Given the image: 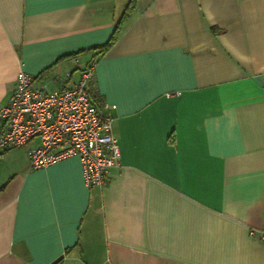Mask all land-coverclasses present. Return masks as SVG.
Listing matches in <instances>:
<instances>
[{
	"label": "crops",
	"instance_id": "1",
	"mask_svg": "<svg viewBox=\"0 0 264 264\" xmlns=\"http://www.w3.org/2000/svg\"><path fill=\"white\" fill-rule=\"evenodd\" d=\"M128 2L0 0V106L93 60L120 148L93 188L77 156L5 151L0 264H264V0H135L93 49Z\"/></svg>",
	"mask_w": 264,
	"mask_h": 264
},
{
	"label": "built area",
	"instance_id": "2",
	"mask_svg": "<svg viewBox=\"0 0 264 264\" xmlns=\"http://www.w3.org/2000/svg\"><path fill=\"white\" fill-rule=\"evenodd\" d=\"M94 66L90 61L64 90L46 91L20 72L9 100L0 106V156L36 140L27 150L30 168L77 156L85 184L103 186L109 169L120 163V148L106 113L111 105L93 97Z\"/></svg>",
	"mask_w": 264,
	"mask_h": 264
},
{
	"label": "trees",
	"instance_id": "3",
	"mask_svg": "<svg viewBox=\"0 0 264 264\" xmlns=\"http://www.w3.org/2000/svg\"><path fill=\"white\" fill-rule=\"evenodd\" d=\"M135 0H129L128 5L126 6L120 20L116 23L113 33L111 34L110 38L103 44L98 45L96 47H94L93 49H98L99 52H103L105 50H107L117 39L123 24L128 20V18L130 17V15L132 14V10H133V4H134ZM78 53H75L71 56H76ZM96 96H98L97 94H95L93 97L96 98ZM59 262L56 261L53 264H57Z\"/></svg>",
	"mask_w": 264,
	"mask_h": 264
}]
</instances>
